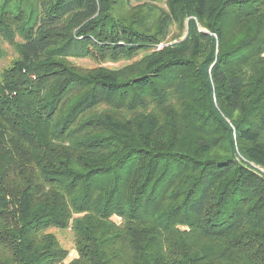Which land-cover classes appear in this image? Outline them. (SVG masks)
<instances>
[{
    "label": "trees",
    "instance_id": "obj_1",
    "mask_svg": "<svg viewBox=\"0 0 264 264\" xmlns=\"http://www.w3.org/2000/svg\"><path fill=\"white\" fill-rule=\"evenodd\" d=\"M159 1L0 0V264H264V0Z\"/></svg>",
    "mask_w": 264,
    "mask_h": 264
},
{
    "label": "rangeland",
    "instance_id": "obj_2",
    "mask_svg": "<svg viewBox=\"0 0 264 264\" xmlns=\"http://www.w3.org/2000/svg\"><path fill=\"white\" fill-rule=\"evenodd\" d=\"M131 5H135V3H131ZM157 6L161 7V8H166L164 5V0L159 1L156 3ZM128 8V7H127ZM126 8V10H127ZM188 33V26L187 24L185 25L184 29H180V27L178 25H171L169 28V34L167 36V40L168 43H160L162 46L167 45V44H174V43H178L179 41L183 40ZM1 47L4 50V56L0 59V70L9 66V64L11 63V61L13 59L16 58L17 54L14 50V48L12 47V45L8 44L5 41H0ZM161 48H157V49H161ZM141 56V54H139L138 56L129 59V60H119L117 62H103V61H99L98 59L95 58H91V57H83V58H74V59H70L74 65H76L79 68L82 69H91V68H95L98 66H103V67H107V68H120L130 62H132L133 60L139 58ZM238 159L241 160L242 162H245L239 155H238ZM264 172V170H263ZM49 232L53 233L56 238L59 241V244L65 248L68 251V255L65 258V263H67L70 259L76 257V251L74 248V237L73 234L70 230L65 229V230H60V229H50L48 230Z\"/></svg>",
    "mask_w": 264,
    "mask_h": 264
},
{
    "label": "built area",
    "instance_id": "obj_3",
    "mask_svg": "<svg viewBox=\"0 0 264 264\" xmlns=\"http://www.w3.org/2000/svg\"><path fill=\"white\" fill-rule=\"evenodd\" d=\"M161 46H162L161 44H158V45L156 46V48H161Z\"/></svg>",
    "mask_w": 264,
    "mask_h": 264
}]
</instances>
